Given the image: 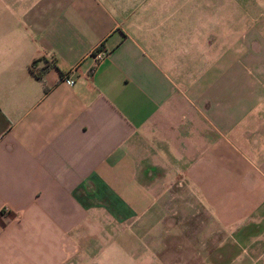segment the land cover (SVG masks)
I'll use <instances>...</instances> for the list:
<instances>
[{
	"label": "crops",
	"instance_id": "0c3cea01",
	"mask_svg": "<svg viewBox=\"0 0 264 264\" xmlns=\"http://www.w3.org/2000/svg\"><path fill=\"white\" fill-rule=\"evenodd\" d=\"M177 213L227 233L133 238ZM106 247L264 264V0H0V264Z\"/></svg>",
	"mask_w": 264,
	"mask_h": 264
},
{
	"label": "rangeland",
	"instance_id": "374dc122",
	"mask_svg": "<svg viewBox=\"0 0 264 264\" xmlns=\"http://www.w3.org/2000/svg\"><path fill=\"white\" fill-rule=\"evenodd\" d=\"M214 1L219 2L220 0H214ZM175 201H176L175 203H178L180 201L182 206L183 205L187 206L186 204L188 203L187 199H180ZM169 202L172 203V200H170ZM201 217L203 218V216H189V214H179V213L165 214L163 222L168 224L167 226H163V225H160L158 227L155 226L153 229L143 232L134 231L133 238L151 240V243L154 247L150 248V254L151 255L153 254L154 256L156 254L155 251L158 249V245H160V243L158 245H155L154 241L162 240V239H178V240L191 239L194 240V242L196 243L197 255L200 256V254L203 255L204 253L202 249L204 248L203 245L205 244L206 238L210 237L211 234H213V238L224 237L225 233H227V232L221 233V232L203 231V230H199L198 227H196L195 225H192L190 228L188 227V223H191V221L194 222L196 219H198L197 222H200ZM170 223H174V224L170 225ZM117 233L120 237L124 236L125 234L124 231H119V230ZM104 250L105 251L102 250V256L103 258L106 257L108 262L110 260L109 264H133L130 261H128L129 263H127V261L123 258L124 256L126 257V254H124L122 248H112V251H108V247H106L104 248ZM140 250L141 248H134V254L139 256ZM149 257L151 258V256ZM103 258L100 260L101 264H104L102 263L104 260Z\"/></svg>",
	"mask_w": 264,
	"mask_h": 264
},
{
	"label": "built area",
	"instance_id": "2783aa9c",
	"mask_svg": "<svg viewBox=\"0 0 264 264\" xmlns=\"http://www.w3.org/2000/svg\"><path fill=\"white\" fill-rule=\"evenodd\" d=\"M106 54H107V50H105V49H99L97 51V56H98L99 60H102L106 56Z\"/></svg>",
	"mask_w": 264,
	"mask_h": 264
},
{
	"label": "trees",
	"instance_id": "16d2710c",
	"mask_svg": "<svg viewBox=\"0 0 264 264\" xmlns=\"http://www.w3.org/2000/svg\"><path fill=\"white\" fill-rule=\"evenodd\" d=\"M101 49V48H100ZM37 75L39 76V77H42V72H37Z\"/></svg>",
	"mask_w": 264,
	"mask_h": 264
}]
</instances>
